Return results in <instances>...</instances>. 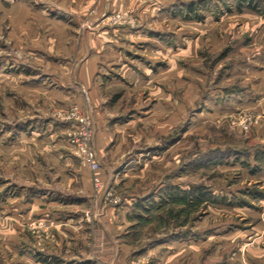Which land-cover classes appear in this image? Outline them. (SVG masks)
<instances>
[{
  "label": "rangeland",
  "instance_id": "374dc122",
  "mask_svg": "<svg viewBox=\"0 0 264 264\" xmlns=\"http://www.w3.org/2000/svg\"><path fill=\"white\" fill-rule=\"evenodd\" d=\"M254 4L0 0V264H264V0ZM25 15L27 26L9 18ZM21 60L31 71L19 78ZM51 72L53 93L19 92ZM104 107L111 142L97 148ZM71 112L88 120L96 172L69 141L81 130ZM38 181L67 195L37 196Z\"/></svg>",
  "mask_w": 264,
  "mask_h": 264
},
{
  "label": "crops",
  "instance_id": "0c3cea01",
  "mask_svg": "<svg viewBox=\"0 0 264 264\" xmlns=\"http://www.w3.org/2000/svg\"><path fill=\"white\" fill-rule=\"evenodd\" d=\"M13 5L11 4V7H12ZM26 6V5H25ZM9 18H11V19H15V20H18V19H20V21H22V20H24V22H21L20 24L21 25H24V26H27L28 24H30L29 23V18H27V15H25V16H20V17H15V16H13V17H9ZM31 20V19H30ZM61 21V20H60ZM60 21H58V22H60ZM36 25H37V23H36ZM19 32H20V34H22V33H24V32H26V30L24 31L23 30V32L21 31V29H19ZM20 55H21V52L19 53ZM12 61V60H11ZM10 64H12V63H10ZM20 64L23 66H21V65H19V70L18 69H15L14 71H16V74L18 73V74H20L19 75V78L20 77H23L25 74H27V73H29V71H31V70H29L30 68H31V66H29V69H26V67H27V65L28 64H26L25 62H22V60H21V62H20ZM26 65V66H25ZM82 64H80L79 65V67H80V69H79V72L80 73H82L83 72V70H82V66H81ZM13 65H11V67H12ZM25 66V67H24ZM10 67V68H11ZM16 67H18V66H16ZM28 68V67H27ZM13 70L11 69V70H8V72H12ZM52 73V75H51V81L50 82H48L47 84H48V86H49V88H48V86H45L44 85V83H45V81L49 78V75L48 74H46V75H44L45 77H43V75L41 76V74H39V79H37V78H35L34 79V81H32L31 83H27L28 81H22V80H20V86H19V89H20V93L22 94V92H24L25 90H28V91H38V92H40V90L39 89H42V90H47V91H49L50 93H53L55 90H56V86H58L57 84H54V80L53 79H56V77H54V73L53 72H51ZM59 77V76H58ZM22 79V78H21ZM23 82V83H22ZM83 87H85V86H83ZM30 93V92H29ZM32 93V92H31ZM74 94V93H73ZM22 97L24 98V96L22 95ZM102 103L104 104L105 103V100H104V98H102ZM105 106V105H104ZM111 114L107 111V108L106 107H104V109H103V111L98 115V119H97V128H96V131H95V135H94V139H95V145H96V147L97 148H105L107 145H109V143L111 142V137L109 136V134H108V128L106 127V122L109 120V116H110ZM20 133V134H19ZM19 133H18V136H20V137H26L27 138V140H33V141H36V142H41V141H45L47 138H46V136H42V137H38V136H35L34 135V130H28L27 131V129L26 130H24L23 132H21V131H19ZM34 135V136H33ZM17 136V135H16ZM17 136V137H18ZM49 137H51V135H49ZM48 139H50V138H48ZM62 140H58V142H56V144H54V145H57V143H59V142H61ZM58 147H59V145H58ZM40 149H42V148H40ZM49 149H51V151H53L55 154H56V156H58V153H57V148L55 147V146H50V148ZM59 157V156H58ZM66 162V161H65ZM67 163V162H66ZM51 167H55L54 166V164H53V166H51ZM56 175H58V174H56ZM55 177L56 176H54L53 178H51L50 180L51 181H53V180H56L55 179ZM37 180H39V179H37ZM25 185L26 186H28V182H26L25 183ZM53 186L54 187H52L50 184H47V183H44V182H41V181H38V183L35 185V188H36V190H35V192H36V195L37 196H42L43 198L44 197H47L48 199H52V198H54V197H56V196H59V194H64V195H67V194H65L64 192L66 191L67 192V189H66V187H65V185L64 184H59V185H54V183H53ZM63 198H64V196H63ZM77 198V197H76ZM77 200H79V201H81L82 200V198L81 197H79V198H77Z\"/></svg>",
  "mask_w": 264,
  "mask_h": 264
},
{
  "label": "built area",
  "instance_id": "2783aa9c",
  "mask_svg": "<svg viewBox=\"0 0 264 264\" xmlns=\"http://www.w3.org/2000/svg\"><path fill=\"white\" fill-rule=\"evenodd\" d=\"M72 116L75 115V119L81 125V130L78 135H74L69 140L75 149V153L81 160V163L88 167L92 172H96L99 168V163L96 158L95 150L92 146V132L88 125L86 117L79 115L77 112H71ZM93 184L95 188L100 186V177L94 173Z\"/></svg>",
  "mask_w": 264,
  "mask_h": 264
},
{
  "label": "trees",
  "instance_id": "16d2710c",
  "mask_svg": "<svg viewBox=\"0 0 264 264\" xmlns=\"http://www.w3.org/2000/svg\"><path fill=\"white\" fill-rule=\"evenodd\" d=\"M254 1H255V0H236V3H237L238 5H241V6L243 5V6H246L247 8H250V9L256 10V7H255V4H254ZM186 8H187L188 11L192 12V11H193V4H192V3H188V4L186 5ZM199 194H200V195H204L205 192L201 191ZM174 199H175V201L178 200L177 198H174Z\"/></svg>",
  "mask_w": 264,
  "mask_h": 264
}]
</instances>
